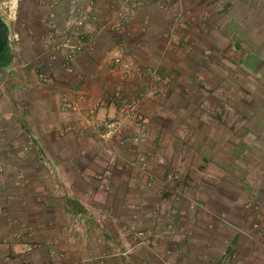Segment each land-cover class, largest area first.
<instances>
[{
  "label": "crops",
  "instance_id": "1",
  "mask_svg": "<svg viewBox=\"0 0 264 264\" xmlns=\"http://www.w3.org/2000/svg\"><path fill=\"white\" fill-rule=\"evenodd\" d=\"M91 1L93 43L69 73L50 59L40 23L52 11L68 24L69 0H21L0 68V264H154L165 251L206 264L226 241L235 264H264V0H141L123 17L111 0ZM117 48L135 66L176 73L144 101V143L126 139L141 130L132 121L122 136L102 134L116 114L107 52ZM39 68L52 85L28 82ZM62 89L77 106L67 115ZM122 225L147 241L125 254Z\"/></svg>",
  "mask_w": 264,
  "mask_h": 264
},
{
  "label": "built area",
  "instance_id": "2",
  "mask_svg": "<svg viewBox=\"0 0 264 264\" xmlns=\"http://www.w3.org/2000/svg\"><path fill=\"white\" fill-rule=\"evenodd\" d=\"M21 0H0V17L6 24L8 30V48L13 41L18 40V33L14 30L19 20ZM112 14L123 17L127 12L130 13L133 7L139 6L141 0H111ZM40 4L53 9L57 5V0H40ZM92 1L89 0L87 6L81 5L78 0H69L68 12L73 19L66 25H60L54 16V13L47 12L45 17L40 18L41 36L44 48L50 53V59L56 60L61 56L64 69L72 73L74 71L73 62L76 54L82 53L93 42L92 32L94 30V20L97 15L90 13ZM105 26H114L120 28V22L113 24L108 20L104 21ZM111 64L118 75L119 83L111 91L112 101L116 107V114L102 122L103 137L108 139L113 136H122L123 123L132 121L141 128L140 131L132 133L126 138L134 144L144 143L147 140L146 111L144 101H152L160 96L161 89L168 87L175 79V72L160 74L155 67L135 66L126 57L125 53L117 48L111 56ZM26 71V69H25ZM25 76L31 85L47 86L52 85L55 81L54 76L43 68L26 71ZM2 89V88H1ZM61 109L63 115L69 114L77 109L76 103L71 99L69 91L62 89ZM161 106V105H160ZM89 117L93 119L95 112L89 108ZM73 128L68 126L67 130ZM144 156L140 158V168L144 165ZM110 170H105L99 178L108 176ZM170 178L175 175L169 174ZM152 181L148 180L147 185ZM192 207V205H191ZM245 207L258 209L253 203H246ZM96 221L101 224L102 220L97 218ZM120 239L124 246L125 254L132 251L134 243H145L146 234L142 229H129L122 225L119 230ZM32 246L27 244L26 250ZM235 255L233 247L228 245L221 256L220 264H231Z\"/></svg>",
  "mask_w": 264,
  "mask_h": 264
},
{
  "label": "rangeland",
  "instance_id": "3",
  "mask_svg": "<svg viewBox=\"0 0 264 264\" xmlns=\"http://www.w3.org/2000/svg\"><path fill=\"white\" fill-rule=\"evenodd\" d=\"M114 51H112L111 49L108 50L107 52V56H108V59L110 60L111 62V56L113 54ZM124 52V51H123ZM140 66V65H139ZM231 66V65H230ZM229 64H227L226 62L221 64L220 67H218L217 65H211V68L217 70V71H226V69H229ZM141 67H150V66H141ZM115 75L116 77H118V75L116 74L115 72ZM119 79V78H118ZM216 82H221V81H218V79H216ZM210 85V84H209ZM224 85H227V83H224ZM207 89H210V87H208ZM112 90V89H111ZM111 93V92H110ZM214 96L216 97V91L213 93ZM246 205V204H245ZM258 206V204H255ZM259 209V208H258ZM256 209V210H258ZM207 229H210V230H213L214 229V225L212 223H208L206 225ZM144 231V230H143ZM145 232V231H144ZM135 244V243H134ZM228 245H230V243L228 241L224 242V245L222 246V250H221V253L219 255V257L217 258L216 261H212V262H209V263H206V264H220L221 263V256H222V253L228 249ZM188 264V258L187 259H180V260H172L171 259V256H170V252L168 251H165L163 254H160V257L158 258V261L157 262H154V264ZM236 261L232 262L231 264H235Z\"/></svg>",
  "mask_w": 264,
  "mask_h": 264
},
{
  "label": "water",
  "instance_id": "4",
  "mask_svg": "<svg viewBox=\"0 0 264 264\" xmlns=\"http://www.w3.org/2000/svg\"><path fill=\"white\" fill-rule=\"evenodd\" d=\"M8 31L6 24L0 18V54L7 49Z\"/></svg>",
  "mask_w": 264,
  "mask_h": 264
},
{
  "label": "trees",
  "instance_id": "5",
  "mask_svg": "<svg viewBox=\"0 0 264 264\" xmlns=\"http://www.w3.org/2000/svg\"><path fill=\"white\" fill-rule=\"evenodd\" d=\"M6 45L8 46V41H7ZM9 57L10 56L8 54V47H7L6 51L0 54V68L5 66L8 63Z\"/></svg>",
  "mask_w": 264,
  "mask_h": 264
}]
</instances>
